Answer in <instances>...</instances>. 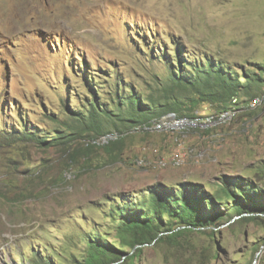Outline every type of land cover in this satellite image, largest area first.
Wrapping results in <instances>:
<instances>
[{
	"label": "rangeland",
	"instance_id": "374dc122",
	"mask_svg": "<svg viewBox=\"0 0 264 264\" xmlns=\"http://www.w3.org/2000/svg\"><path fill=\"white\" fill-rule=\"evenodd\" d=\"M172 37L185 57L211 54L259 70L264 0H0V264L83 263L92 229L110 243L115 237L122 219L105 216L108 204L147 199L153 185L193 181L218 193L224 176L235 177L263 190L264 203V91L255 106L204 128L144 132L117 122L113 153L94 145L66 170L63 145L16 139L23 124L52 134L58 123L50 118L64 120V103L89 99L91 79L100 100L116 78L148 93L153 73L166 72L158 51L174 55ZM214 112L208 103L197 110ZM112 130L105 124L72 147ZM219 201L222 221L142 245L120 264H264V212L249 207L226 219L235 209L226 195Z\"/></svg>",
	"mask_w": 264,
	"mask_h": 264
},
{
	"label": "trees",
	"instance_id": "16d2710c",
	"mask_svg": "<svg viewBox=\"0 0 264 264\" xmlns=\"http://www.w3.org/2000/svg\"><path fill=\"white\" fill-rule=\"evenodd\" d=\"M170 41L174 55L158 51V58L162 57L166 63V72L153 73L156 85L148 93L116 78L111 90L100 100L94 90L101 86L97 84L96 88H92L91 79L86 87L90 90L89 99L85 97V100H78L77 107L64 103V120L50 118L58 123L52 134L39 135L23 124L20 131L18 130L22 133L15 135L16 139L27 138L45 147L63 145V163L66 170L76 164L80 157L87 155L91 147L98 145L87 142L81 149L72 147V142L84 134L98 135L104 130L105 124L117 130L101 135L110 132L119 135L122 130L117 122L132 127L138 124L150 126L151 122L170 113L176 117H193L198 114V107L202 103L212 105L215 113L241 110L243 105L247 108L250 101L259 98L260 92L264 91V65L254 66L259 69L255 71L243 67L236 69L211 54L195 58L188 55L185 57L183 52L188 51H184L183 43L174 37ZM234 98H237L235 103ZM144 132H148V129H144ZM120 138L119 135L101 146L105 152L111 154L118 148ZM217 188L220 191L212 193L203 184L193 181H181L175 186L158 184L147 190V199L139 197L140 199L134 198L121 204H108L109 211L105 216L122 219L116 226L115 237L110 243L101 233L92 229L86 234L88 237L83 238L86 242V256L81 264H120L135 257L137 249L142 245L172 241L187 231L217 224L225 218L224 213L218 211V205L226 202L219 201L223 195L227 196L231 204L229 207L235 209L228 212L226 219L234 213L250 212L246 211L249 207L255 213L264 212V203L261 205L258 201L263 197V190H257L253 182L224 176L221 186ZM244 219H254V215ZM126 245L130 247L129 250L124 249ZM124 253H128L125 258Z\"/></svg>",
	"mask_w": 264,
	"mask_h": 264
},
{
	"label": "built area",
	"instance_id": "2783aa9c",
	"mask_svg": "<svg viewBox=\"0 0 264 264\" xmlns=\"http://www.w3.org/2000/svg\"><path fill=\"white\" fill-rule=\"evenodd\" d=\"M233 102H237V98L233 99ZM257 103V98L252 99L250 101L251 106H255ZM236 110H227L218 113H204V114H197L193 117H176L172 114H168L163 116L157 122H153L150 129L155 131H186L188 129H196V128H204L214 123H222L227 121ZM136 129H147L148 127L144 125H136ZM117 134H108L101 137L99 140H95L98 144L104 143L109 139L116 138ZM174 164H179V154H175L173 156Z\"/></svg>",
	"mask_w": 264,
	"mask_h": 264
},
{
	"label": "clouds",
	"instance_id": "9594fccd",
	"mask_svg": "<svg viewBox=\"0 0 264 264\" xmlns=\"http://www.w3.org/2000/svg\"><path fill=\"white\" fill-rule=\"evenodd\" d=\"M170 114H172V113H170ZM168 115V114H167ZM172 115H174V114H172ZM175 116V115H174ZM162 118V117H161ZM160 118V119H161ZM158 120H156V121H153V122H157ZM153 122H151V125L150 126H146L145 124H143L144 126H146V127H148L147 129H150V127L152 126V124H153ZM138 125H141V124H138ZM135 127V126H134ZM144 131V130H143ZM108 134H117V133H112V132H110V133H106L105 135H108ZM105 135H101L102 137L103 136H105ZM118 134H117V137L116 138H118ZM116 138H113V139H109V140H114V139H116ZM108 141V140H107ZM106 141V142H107ZM106 142H104V143H106ZM94 143H96V142H94ZM98 144V143H97ZM101 144H103V143H101ZM101 144H99V145H101Z\"/></svg>",
	"mask_w": 264,
	"mask_h": 264
}]
</instances>
